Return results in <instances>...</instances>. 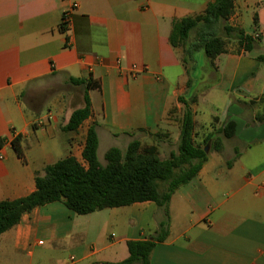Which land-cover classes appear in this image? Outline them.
<instances>
[{
    "label": "crops",
    "instance_id": "0c3cea01",
    "mask_svg": "<svg viewBox=\"0 0 264 264\" xmlns=\"http://www.w3.org/2000/svg\"><path fill=\"white\" fill-rule=\"evenodd\" d=\"M212 1L0 0V200L33 192L35 174L61 158L86 165L81 153L91 125L99 161L134 139L165 159L178 143V98L194 95V141L207 146V159L171 195L168 235L148 264H264V19L256 20L252 50L237 51L231 39L205 70L204 57L191 69L169 41L175 20ZM249 3L234 0L227 23L243 29ZM67 9L70 22L61 27ZM70 77L92 83L90 114L73 131L64 127L81 107L75 90L83 86ZM44 80L57 87L46 93ZM31 88L41 95L30 104ZM229 121L235 130L226 138L220 130ZM15 137L22 156L11 145ZM163 218L152 201L83 215L46 203L0 234V264L120 262L127 242L151 238Z\"/></svg>",
    "mask_w": 264,
    "mask_h": 264
},
{
    "label": "trees",
    "instance_id": "16d2710c",
    "mask_svg": "<svg viewBox=\"0 0 264 264\" xmlns=\"http://www.w3.org/2000/svg\"><path fill=\"white\" fill-rule=\"evenodd\" d=\"M264 5V1H263ZM234 11V0H213L202 13L175 20L169 35L173 47L182 48L184 63L195 64L194 54L202 51L209 66L214 58L227 51L228 41L236 40L237 51H250L255 38L241 28L227 23ZM257 17H254L256 22ZM262 59V58H261ZM70 83L82 85V105L73 110L65 125L69 131L76 130L90 114L88 90L90 80L69 78ZM195 96H183L178 101L184 104L178 143L165 159H161L155 145L141 146L136 139L130 141L125 150L109 148L102 163L97 158L98 137L95 126L87 129L81 164L73 156H68L48 164L43 174H35V190L30 194L13 199L0 200V234L17 224L22 215L37 206L60 201L76 214L130 205L136 202L152 201L163 211L164 218L158 224L151 238L127 242L128 257L109 264H148L149 255L156 242L168 235V202L171 195L192 180L207 159L202 144L194 141L193 119L190 104ZM259 121L264 116L258 117ZM235 123L229 121L221 128L223 137L234 135ZM208 137L204 144L210 140ZM17 155L22 156L19 138L11 141ZM215 149L221 148L219 140ZM230 164V162H229Z\"/></svg>",
    "mask_w": 264,
    "mask_h": 264
},
{
    "label": "rangeland",
    "instance_id": "374dc122",
    "mask_svg": "<svg viewBox=\"0 0 264 264\" xmlns=\"http://www.w3.org/2000/svg\"><path fill=\"white\" fill-rule=\"evenodd\" d=\"M259 0H250V6L244 11V22H243V29L246 33H249V34H252L254 32V29L256 28V24L257 22H254V17L256 16L257 19L258 18H261V19H264V5H263V1L261 2L260 4V7L258 5H256V3L258 2ZM264 27V26H263ZM228 44H229V41H228ZM231 48V47H230ZM203 53L202 51H199V52H196L195 54V60L198 64H201L203 63ZM187 66L188 67H191V63L188 62L187 63ZM209 67V64L206 62L205 63V66H203V70L207 69ZM56 83L58 82H51L49 80H44L43 81V85H44V88H45V91L46 93L48 92V88H55L57 87ZM76 92V96H78L79 100H80V103L82 105V87H79L78 90H75ZM41 95V94H40ZM40 95H37L36 92H34L32 90V88L28 91L27 95H26V101L28 103H32L34 102ZM30 101V102H29ZM162 155L164 156L165 153H162ZM164 159V158H163ZM100 161H102V163H105L104 159L103 158H100ZM115 234L117 233V230H112ZM67 255V254H66Z\"/></svg>",
    "mask_w": 264,
    "mask_h": 264
},
{
    "label": "built area",
    "instance_id": "2783aa9c",
    "mask_svg": "<svg viewBox=\"0 0 264 264\" xmlns=\"http://www.w3.org/2000/svg\"><path fill=\"white\" fill-rule=\"evenodd\" d=\"M76 4H73L75 6ZM70 9L64 10L61 18V27H66L70 22ZM257 35H255L256 37ZM41 244V241L39 242Z\"/></svg>",
    "mask_w": 264,
    "mask_h": 264
},
{
    "label": "water",
    "instance_id": "95a60500",
    "mask_svg": "<svg viewBox=\"0 0 264 264\" xmlns=\"http://www.w3.org/2000/svg\"><path fill=\"white\" fill-rule=\"evenodd\" d=\"M203 150H204V152H206V153H207V151H208V148H207V146H205V147L203 148Z\"/></svg>",
    "mask_w": 264,
    "mask_h": 264
}]
</instances>
